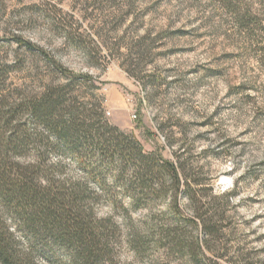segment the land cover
Instances as JSON below:
<instances>
[{"label": "rangeland", "instance_id": "rangeland-1", "mask_svg": "<svg viewBox=\"0 0 264 264\" xmlns=\"http://www.w3.org/2000/svg\"><path fill=\"white\" fill-rule=\"evenodd\" d=\"M50 57L92 77L76 88L106 120L199 182L179 213L169 198L96 204L115 226L108 264H264V0H0V62L18 66L6 92L66 83ZM61 159L63 176L83 174ZM196 214L211 234L184 221Z\"/></svg>", "mask_w": 264, "mask_h": 264}, {"label": "trees", "instance_id": "trees-1", "mask_svg": "<svg viewBox=\"0 0 264 264\" xmlns=\"http://www.w3.org/2000/svg\"><path fill=\"white\" fill-rule=\"evenodd\" d=\"M15 41L41 50L22 36ZM48 59L67 82L31 97L6 92L5 82L18 66L0 62V264H42L33 242L47 249L48 264L63 262L64 253L69 260L62 264H108L109 230L115 226L98 217L96 204L110 201L128 211L126 199L138 209L155 197L169 198L179 213V194L183 188L189 194L199 182L181 161L146 152L134 135L105 119L100 104L82 98L76 87L90 75ZM63 155L82 170L79 178L63 176ZM184 221L211 234L210 220L200 214ZM19 232L32 241L29 246Z\"/></svg>", "mask_w": 264, "mask_h": 264}]
</instances>
